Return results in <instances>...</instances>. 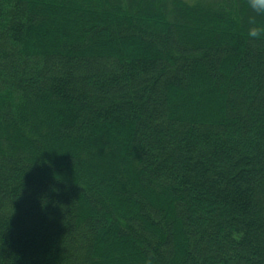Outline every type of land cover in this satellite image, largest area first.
Listing matches in <instances>:
<instances>
[{
    "label": "trees",
    "instance_id": "16d2710c",
    "mask_svg": "<svg viewBox=\"0 0 264 264\" xmlns=\"http://www.w3.org/2000/svg\"><path fill=\"white\" fill-rule=\"evenodd\" d=\"M253 18L251 0H0V264H264Z\"/></svg>",
    "mask_w": 264,
    "mask_h": 264
},
{
    "label": "clouds",
    "instance_id": "9594fccd",
    "mask_svg": "<svg viewBox=\"0 0 264 264\" xmlns=\"http://www.w3.org/2000/svg\"><path fill=\"white\" fill-rule=\"evenodd\" d=\"M251 6L256 9L258 13L264 14V0H251ZM248 35L250 38L264 36V27L257 25L255 23V18L250 21Z\"/></svg>",
    "mask_w": 264,
    "mask_h": 264
}]
</instances>
